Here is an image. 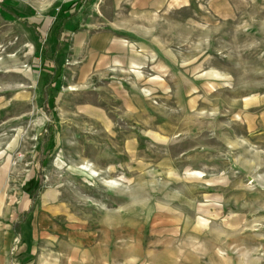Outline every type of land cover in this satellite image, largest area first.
<instances>
[{"label":"rangeland","instance_id":"374dc122","mask_svg":"<svg viewBox=\"0 0 264 264\" xmlns=\"http://www.w3.org/2000/svg\"><path fill=\"white\" fill-rule=\"evenodd\" d=\"M106 1L71 7L111 34L100 61L60 1L0 0L4 203L54 199L70 240L100 225L157 264H264V0Z\"/></svg>","mask_w":264,"mask_h":264},{"label":"crops","instance_id":"0c3cea01","mask_svg":"<svg viewBox=\"0 0 264 264\" xmlns=\"http://www.w3.org/2000/svg\"><path fill=\"white\" fill-rule=\"evenodd\" d=\"M57 1L63 4L64 13L59 15L66 18L70 15L63 20L64 26H73L75 23L80 26L76 34L73 32L76 35L77 49L82 51L86 44L85 51L90 53L89 56L106 61L107 50L112 51L111 34L91 33L92 21L83 24L84 17L80 19L78 14L74 15V9H66L65 3ZM107 4H112V0H107L102 7ZM91 5L101 16L98 9L101 3L97 4L96 0L75 7L81 8L80 11L83 12ZM89 13L85 14L89 16L88 19L93 15ZM62 34L68 35L65 31ZM6 196L7 194L0 193V264H157L150 260L154 255L157 256V251L151 250L148 242L139 240L134 243L129 237L118 245H113L112 237L102 234L103 226L100 225H79L80 236L76 241L70 240L72 232L68 230L66 223L60 221L61 217L68 216L65 206L46 203L54 199L48 198L42 210L39 206L30 209L31 200L28 195L15 199V205L5 204ZM16 238H19L18 245H14ZM13 248L17 250L14 252ZM160 251L164 253L163 249ZM171 262L174 264L175 259Z\"/></svg>","mask_w":264,"mask_h":264},{"label":"built area","instance_id":"2783aa9c","mask_svg":"<svg viewBox=\"0 0 264 264\" xmlns=\"http://www.w3.org/2000/svg\"><path fill=\"white\" fill-rule=\"evenodd\" d=\"M63 3H72L73 8L80 4V6H83L84 4L92 1V0H61ZM97 4H100L102 0H96ZM72 8V9H73Z\"/></svg>","mask_w":264,"mask_h":264},{"label":"trees","instance_id":"16d2710c","mask_svg":"<svg viewBox=\"0 0 264 264\" xmlns=\"http://www.w3.org/2000/svg\"><path fill=\"white\" fill-rule=\"evenodd\" d=\"M73 5H72V3H69V5H68V7H67V9H69V8H71ZM67 17H70V15L69 16H67ZM66 17H64L63 19H65ZM50 109V108H49ZM52 114V113H51ZM52 117H54L53 115H52ZM45 130H46V137H49L52 133H53V125L52 124H50V123H47L46 125H45ZM30 209H32V207L30 206Z\"/></svg>","mask_w":264,"mask_h":264}]
</instances>
